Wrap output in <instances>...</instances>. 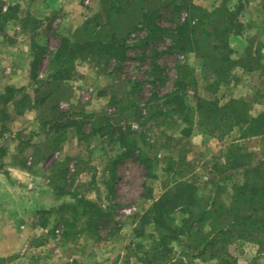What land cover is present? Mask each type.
<instances>
[{
    "label": "rangeland",
    "instance_id": "obj_1",
    "mask_svg": "<svg viewBox=\"0 0 264 264\" xmlns=\"http://www.w3.org/2000/svg\"><path fill=\"white\" fill-rule=\"evenodd\" d=\"M85 1L81 0L80 5L85 9L87 19L99 11V0H91L89 5ZM239 1L231 0L229 5H238ZM245 1L243 4L246 7ZM4 5V0H0V6ZM246 13V10L241 13L244 25ZM15 14L17 16V11ZM57 15L44 21L37 16L22 20L17 16L23 22L21 24L30 30L32 46L45 48L37 52L33 47L30 54L32 59L28 58L31 60L27 77L22 72L20 79L24 81H21L22 85L15 86L26 88L32 95L37 86L36 81L31 80V64L36 53L49 55L57 49L63 37L74 31L64 28ZM186 17V13L176 16L171 7L164 9V18L158 22L162 27H175ZM260 19L264 20V16ZM7 24L6 28L9 26ZM146 35L140 26L127 38L128 58L121 65L115 62H77L75 77L67 81L60 92V107L65 112H85L90 118L86 120L85 135L69 130L60 151L50 150L49 140L42 130L40 117L45 116V109L31 110L17 116L12 106L9 109L12 119L5 126L0 124V148L7 150L1 162L9 173L7 176H10L11 169H17L23 175L31 174L33 178L31 185L18 186V200L24 195V198L29 197L33 206L26 218L30 222L31 237L35 238L30 247L44 245L46 248L50 245L49 248L54 249L60 246L69 250L102 253L110 250L108 259L112 258L113 261L109 264H143L139 260L143 247L149 248L152 240L136 236L137 230L143 229L139 218L173 180L182 178L196 182L203 198L212 200L220 196L227 203L233 183L242 181L238 172L219 174L225 163V154L239 138V131L220 139L204 136L196 130L193 136L185 138L181 133L184 124L178 116L169 114L172 107L167 104V96L176 90L179 65H186L193 71L184 91L188 104L196 107L198 99H205L218 101L223 106L233 99H245L250 103L252 114L257 116L264 112V82L240 80L243 69L236 67L228 83H217L213 69L206 60L195 53L171 51L170 39L146 45L143 42ZM239 40L237 36L231 38L233 58L243 61L247 54H252V64L256 66L260 49L247 47L243 50ZM45 54L38 64L40 79L48 76V57ZM13 62L20 69L26 63L24 57L22 60L17 57ZM155 65L159 66L160 74L155 75ZM6 73V69L0 71V93L6 88L1 80ZM104 121H110L109 125ZM120 130L132 134L137 149L146 152L151 160V168L135 160V157L120 161L115 159L124 151L119 142ZM204 137L207 141L203 140ZM238 144L255 155V162L264 160V137L239 141ZM221 146H225L223 151ZM23 161H27L28 168L14 165ZM169 167H173L170 172L166 171ZM65 170L67 179L61 180L60 173ZM226 175H230L232 180L224 181ZM213 176H217L219 186H224L221 194H218L217 185L211 183ZM57 180L59 186L64 185L70 193L58 196L54 190ZM73 194L96 202L104 210L112 209L113 219L100 229L99 235L81 232L65 238V233L70 230L65 221L67 217L63 220L57 212L51 215L42 213L75 203ZM67 216L69 218V214ZM177 218L180 222L182 217L177 215ZM19 219L16 224L21 227L25 220ZM46 220L48 224L43 226ZM84 224L85 219H79L78 230L83 229ZM145 230L150 234L154 227ZM259 250L260 247L254 242L233 243L229 247L231 258L224 264H264V254ZM184 253V246L176 243V260L217 264L200 259L193 261L190 255Z\"/></svg>",
    "mask_w": 264,
    "mask_h": 264
},
{
    "label": "trees",
    "instance_id": "obj_2",
    "mask_svg": "<svg viewBox=\"0 0 264 264\" xmlns=\"http://www.w3.org/2000/svg\"><path fill=\"white\" fill-rule=\"evenodd\" d=\"M230 1L224 0L221 7L209 11L192 0H99V11L69 36L63 37L56 50L49 55L36 53L31 64V80L37 83L33 95L26 88L13 85L6 86L0 93V124L5 126L12 119L9 112L12 106L17 116L45 109L46 114L40 117V124L51 151H60L71 129L85 135L86 120L90 115L65 112L60 107V92L64 84L75 77L79 61L115 62L119 65L125 62L128 58L126 40L140 26L147 34L143 41L146 45L170 39L171 51L195 53L208 62L217 83H228L236 67L249 71L255 65L252 64V54H247L243 61L233 58L231 38L244 34L241 13L246 7L244 0H240L231 8ZM171 7L176 16L186 13L187 17L175 27H162L158 21L164 18V9ZM15 12L13 9L4 12V7L0 6V31L9 21L18 18ZM34 47L37 52L45 50L41 46ZM44 54L48 57V76L40 79L37 70ZM192 72L190 67L179 65L176 90L167 96V104L172 107L169 114L178 116L184 124L181 133L185 138L193 136L197 130L204 136L223 139L238 130L239 138L228 148L219 174L238 172L242 181L233 183L227 203L220 196L212 200L203 198L196 182L182 178L173 180L139 218L143 229L137 230L136 236L152 240L149 248L143 247L139 258L143 264H193L192 261L175 259L176 243L184 246L186 255H190L193 261L200 259L224 264L231 258L229 247L241 241L256 243L260 247L259 252L264 254V160L255 162V155L238 144L239 141L264 137V112L254 116L250 103L245 99H233L223 106L218 101L198 99L196 107L191 106L184 91ZM154 73L160 74L158 65H155ZM106 123L110 121H104ZM120 131L119 142L124 151L115 159L135 157L151 168V160L146 152L137 149L132 134ZM6 154L7 150L0 148V173L8 175L4 170L5 164L1 162ZM14 165L28 168L27 161ZM172 169L169 167L166 171ZM66 176V170L60 173L61 180L67 179ZM231 178L226 175L223 180L231 181ZM57 182H54V190L58 196L70 193ZM211 183L217 185L218 194H221L224 186H219L217 176L212 177ZM73 195L75 203L42 213L51 215L57 212L63 220L67 217L65 221L70 230L65 233V238L81 232L99 235L100 229L112 221V209L104 210L96 202ZM177 215L182 217L180 222ZM79 219H85V227L81 230L77 228ZM47 224L46 220L43 226ZM150 226L154 230L147 234L145 229Z\"/></svg>",
    "mask_w": 264,
    "mask_h": 264
},
{
    "label": "crops",
    "instance_id": "obj_3",
    "mask_svg": "<svg viewBox=\"0 0 264 264\" xmlns=\"http://www.w3.org/2000/svg\"><path fill=\"white\" fill-rule=\"evenodd\" d=\"M223 1L196 0L194 3L213 11L221 7ZM4 2V12H8L10 9L16 10L20 19L37 16L44 21L47 17H54L58 14L59 22H63V27L67 29H77L87 16L85 9L80 5L81 0H4ZM245 4L247 11L245 34L237 36L243 47L240 48L244 50L251 47L260 50L259 56H257L259 63L252 70L245 71L243 69L240 80L264 82V20L260 19L261 16H264V0H246ZM235 5H229V7L234 8ZM21 20L16 18L9 21V26L0 31V71L6 69V76L1 79L5 86L22 85L21 81L24 80L20 79V74L25 72L27 77L29 63L32 59L30 54L34 46L30 39V30L25 24H21L23 23ZM236 48L239 50L238 47ZM17 57L21 60L24 57L26 61L25 66L21 69L15 67L16 62H13ZM29 57L30 60H28ZM12 67L15 68L12 69ZM203 140L207 141V138L204 137ZM220 149L223 151L225 146H221ZM10 171V176L0 173V264H109L113 261L112 258L108 259V256L111 255L108 254L111 252L110 250L102 253L90 250H69L60 246L54 249L49 248L50 245L46 248L44 245L39 248L30 247L31 241L35 238L31 237L30 222L26 218L28 210L33 206H31L32 202L29 197L24 198L23 195L18 200V186L31 185L33 178L31 174L23 175L24 173L21 171L20 173L17 169ZM18 217L19 221L25 220V223L21 222V227H18V223L16 224Z\"/></svg>",
    "mask_w": 264,
    "mask_h": 264
},
{
    "label": "built area",
    "instance_id": "obj_4",
    "mask_svg": "<svg viewBox=\"0 0 264 264\" xmlns=\"http://www.w3.org/2000/svg\"><path fill=\"white\" fill-rule=\"evenodd\" d=\"M85 3H86V5H89L91 3V0H86Z\"/></svg>",
    "mask_w": 264,
    "mask_h": 264
}]
</instances>
